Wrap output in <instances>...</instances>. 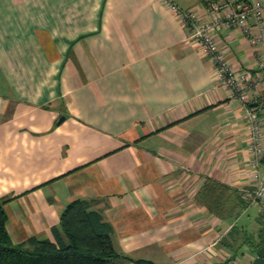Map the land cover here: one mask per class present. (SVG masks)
Wrapping results in <instances>:
<instances>
[{
	"label": "crops",
	"instance_id": "crops-1",
	"mask_svg": "<svg viewBox=\"0 0 264 264\" xmlns=\"http://www.w3.org/2000/svg\"><path fill=\"white\" fill-rule=\"evenodd\" d=\"M174 1L211 19L205 0ZM217 39L235 69H263L264 41L237 26ZM252 171L242 106L160 0H0V203L14 244L54 240L66 205L87 199L112 227L108 264H223L234 251L227 264H250L256 250L225 232Z\"/></svg>",
	"mask_w": 264,
	"mask_h": 264
},
{
	"label": "built area",
	"instance_id": "built-area-1",
	"mask_svg": "<svg viewBox=\"0 0 264 264\" xmlns=\"http://www.w3.org/2000/svg\"><path fill=\"white\" fill-rule=\"evenodd\" d=\"M160 1L190 29V36L214 66L218 82L242 106L251 152V174L257 187L241 191V197L264 207V65L260 61L263 69L256 72L235 69L220 50L217 39L220 29L237 26L243 28L250 45L264 41V0H205L211 19H201L195 10H184L174 0ZM251 16L255 19V31L247 26Z\"/></svg>",
	"mask_w": 264,
	"mask_h": 264
},
{
	"label": "trees",
	"instance_id": "trees-1",
	"mask_svg": "<svg viewBox=\"0 0 264 264\" xmlns=\"http://www.w3.org/2000/svg\"><path fill=\"white\" fill-rule=\"evenodd\" d=\"M212 197L209 209L220 213L222 209L213 205L215 200ZM6 218L0 203V264H108L119 256L112 246L111 225L87 199H75L66 205L58 225L52 227L54 240L30 236L14 244L5 229ZM231 227L230 232L233 233L235 225ZM262 235L259 241L250 245L252 252L264 244ZM236 255L237 251L231 253L223 264ZM135 263L153 264L145 259H138Z\"/></svg>",
	"mask_w": 264,
	"mask_h": 264
},
{
	"label": "rangeland",
	"instance_id": "rangeland-1",
	"mask_svg": "<svg viewBox=\"0 0 264 264\" xmlns=\"http://www.w3.org/2000/svg\"><path fill=\"white\" fill-rule=\"evenodd\" d=\"M225 210L228 209L225 208ZM229 222L235 225L234 234L230 232V229L229 231L226 230L225 241L227 242L228 237L233 248L241 244H246V247L250 248V245L260 240V235L263 234L264 237V207L259 203H248L246 206H242L240 212L233 216ZM249 255L250 259L254 257L252 251L249 252ZM240 259H243L242 255ZM239 261L241 262V260Z\"/></svg>",
	"mask_w": 264,
	"mask_h": 264
},
{
	"label": "water",
	"instance_id": "water-1",
	"mask_svg": "<svg viewBox=\"0 0 264 264\" xmlns=\"http://www.w3.org/2000/svg\"><path fill=\"white\" fill-rule=\"evenodd\" d=\"M250 264H264V244L256 250V255Z\"/></svg>",
	"mask_w": 264,
	"mask_h": 264
}]
</instances>
